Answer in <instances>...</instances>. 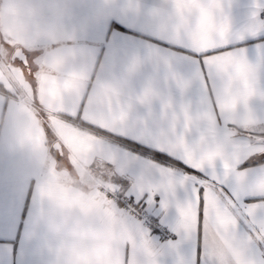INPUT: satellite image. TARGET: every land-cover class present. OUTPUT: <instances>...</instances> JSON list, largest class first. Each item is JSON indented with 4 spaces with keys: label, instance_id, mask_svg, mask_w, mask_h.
Returning a JSON list of instances; mask_svg holds the SVG:
<instances>
[{
    "label": "crops",
    "instance_id": "1",
    "mask_svg": "<svg viewBox=\"0 0 264 264\" xmlns=\"http://www.w3.org/2000/svg\"><path fill=\"white\" fill-rule=\"evenodd\" d=\"M209 5H218L219 15L207 38L191 43L200 10ZM78 11L84 31L71 46L37 47L0 32L2 52L22 49L35 61L32 77H17L0 57V264H60L65 249L85 240L102 217L86 222L68 216L53 224L47 213L58 203L84 213L97 201L136 233L121 264L144 240L152 242L156 264H217L211 225L206 240L203 227L182 236L175 230V205L165 209L157 193L155 204L144 208L168 226L170 237L161 239L133 219L114 193L119 181L141 187L150 165L188 172L170 163L179 157L159 151L162 143L197 160L219 155L232 161V171L225 176L217 161L215 172L197 178L215 180L222 202L239 210L238 234L254 235L242 212L264 203V192L253 185V177L264 174V140L255 134L264 131V0H79ZM209 49L217 51L205 58ZM76 58L81 66L66 70L64 64ZM19 110L37 121L30 143L50 158L47 176L31 149L9 139L10 117ZM57 173L69 184L45 189V180ZM177 199L186 193L181 190ZM233 255L231 247L232 264ZM248 256L264 264V241L254 239Z\"/></svg>",
    "mask_w": 264,
    "mask_h": 264
},
{
    "label": "clouds",
    "instance_id": "2",
    "mask_svg": "<svg viewBox=\"0 0 264 264\" xmlns=\"http://www.w3.org/2000/svg\"><path fill=\"white\" fill-rule=\"evenodd\" d=\"M78 8L79 0H0V32H7L17 41L37 47H50L52 44L71 46L78 43L84 31ZM81 64L82 61L76 58L67 61L64 67L73 70ZM37 129V121L28 110L15 111L10 117L9 139L31 149L33 161L47 176L52 167L50 158L30 143ZM57 183L68 185L69 180L62 173H57L45 180L44 187L47 189L50 184ZM51 198L58 200L55 193ZM68 216L86 222L101 217L102 220L85 240L65 249L60 264H121L123 248L135 240L136 233L123 221L114 219L108 206L97 201L94 208L81 213L79 210L70 212L66 205L58 203L47 213L53 224L62 223ZM212 243L217 264H232L231 242L214 237ZM156 255L151 241H138L133 246L128 264H156Z\"/></svg>",
    "mask_w": 264,
    "mask_h": 264
},
{
    "label": "snow or ice",
    "instance_id": "3",
    "mask_svg": "<svg viewBox=\"0 0 264 264\" xmlns=\"http://www.w3.org/2000/svg\"><path fill=\"white\" fill-rule=\"evenodd\" d=\"M178 7L180 5L178 4ZM218 5H209L207 10L201 9L199 13V28L192 34L191 43L207 38L208 31L212 28L214 15ZM259 13L253 11L251 16L254 21L258 19ZM216 49H209L204 53L205 58L212 55ZM242 71V69H238ZM264 99V95L261 97ZM160 152H168L171 156L179 157L170 163L180 167L187 166L188 172L196 171L197 175H190L188 172L183 174L171 168L150 165L144 184L136 189H129L124 181H119L120 190L114 194L118 198L120 205L124 208H143L155 204V197L159 193L163 198L162 206L166 209L174 204L179 221L176 225L177 233L189 235L194 230L199 233L203 227L205 240L207 239V227L211 225L214 237L227 239L231 242L233 249V264H254L248 256V248L254 239L264 241V203L247 206L242 214L250 219L253 225V236L241 237L238 234V218L235 204H225L218 194L215 184L216 181L208 182L197 178L199 172L212 169L215 172L216 162L220 161L225 176L232 171L233 163L219 155L209 154L203 158H190L188 154L180 150H170L162 143L159 147ZM259 153H264L260 151ZM239 162V158H236ZM253 163L255 161H249ZM254 187L264 192V174L253 177ZM183 190L186 199L178 200L177 194ZM194 210V211H193Z\"/></svg>",
    "mask_w": 264,
    "mask_h": 264
},
{
    "label": "built area",
    "instance_id": "4",
    "mask_svg": "<svg viewBox=\"0 0 264 264\" xmlns=\"http://www.w3.org/2000/svg\"><path fill=\"white\" fill-rule=\"evenodd\" d=\"M124 210L135 220L142 222L144 226L153 230L161 239L170 237V230L168 226L158 220L155 215L146 208H133L128 206Z\"/></svg>",
    "mask_w": 264,
    "mask_h": 264
},
{
    "label": "rangeland",
    "instance_id": "5",
    "mask_svg": "<svg viewBox=\"0 0 264 264\" xmlns=\"http://www.w3.org/2000/svg\"><path fill=\"white\" fill-rule=\"evenodd\" d=\"M12 48H8L7 52H2V48H0V57L4 58L6 64L10 65L11 68L14 69L16 76L18 77L19 74H25L29 77H32L34 71V59L32 58L31 54L26 53V58L18 57L17 55L14 56V53L17 49L13 50ZM25 53V52H24ZM255 133V132H254ZM260 135V139L264 140V131L255 133Z\"/></svg>",
    "mask_w": 264,
    "mask_h": 264
},
{
    "label": "trees",
    "instance_id": "6",
    "mask_svg": "<svg viewBox=\"0 0 264 264\" xmlns=\"http://www.w3.org/2000/svg\"><path fill=\"white\" fill-rule=\"evenodd\" d=\"M67 119L72 120L70 117H67ZM121 144L123 146L133 150V151L140 152V153L145 154V155H150L151 153H153V155H152L153 158H157L158 160H162L161 156L158 153H154V152H151L147 149H144L143 147H141L140 145H138L134 142L122 141Z\"/></svg>",
    "mask_w": 264,
    "mask_h": 264
},
{
    "label": "water",
    "instance_id": "7",
    "mask_svg": "<svg viewBox=\"0 0 264 264\" xmlns=\"http://www.w3.org/2000/svg\"><path fill=\"white\" fill-rule=\"evenodd\" d=\"M18 56V57H21V58H26V56H25V53H24V51L22 50V49H17L16 51H15V53H14V56Z\"/></svg>",
    "mask_w": 264,
    "mask_h": 264
}]
</instances>
